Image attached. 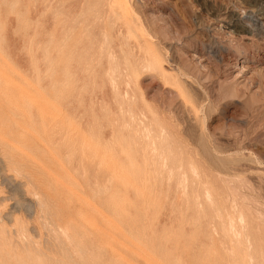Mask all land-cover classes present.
Returning <instances> with one entry per match:
<instances>
[{
	"label": "rangeland",
	"instance_id": "374dc122",
	"mask_svg": "<svg viewBox=\"0 0 264 264\" xmlns=\"http://www.w3.org/2000/svg\"><path fill=\"white\" fill-rule=\"evenodd\" d=\"M127 1L0 0V264H264V0Z\"/></svg>",
	"mask_w": 264,
	"mask_h": 264
},
{
	"label": "bare ground",
	"instance_id": "6f19581e",
	"mask_svg": "<svg viewBox=\"0 0 264 264\" xmlns=\"http://www.w3.org/2000/svg\"><path fill=\"white\" fill-rule=\"evenodd\" d=\"M123 3H124V5H125V7L126 6H128V1L127 0H123ZM193 170V169H192ZM192 173H193V171H192ZM196 176V175H195ZM242 182V181H241ZM233 183V182H232ZM232 186V185H231ZM205 192V191H204ZM238 192V191H237ZM206 194H207V192H206ZM241 194V193H240ZM204 195V194H203ZM208 195V194H207ZM263 196V195H262ZM209 198V197H208ZM207 198V199H208ZM249 198V197H248ZM207 199H205V200H207ZM248 200V199H247ZM238 201V200H237ZM208 202V201H207ZM253 203V202H252ZM222 204V203H221ZM210 205H212V204H210ZM249 208V207H248ZM228 216V215H227ZM241 217H243V216H241ZM243 219V218H242ZM263 219V218H262ZM242 231V230H241ZM239 237V236H238ZM66 238V237H65ZM248 243V242H247Z\"/></svg>",
	"mask_w": 264,
	"mask_h": 264
}]
</instances>
